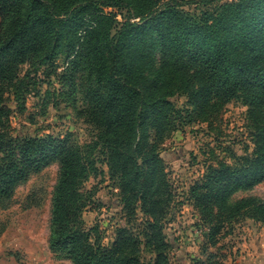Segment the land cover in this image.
Instances as JSON below:
<instances>
[{
  "label": "trees",
  "instance_id": "16d2710c",
  "mask_svg": "<svg viewBox=\"0 0 264 264\" xmlns=\"http://www.w3.org/2000/svg\"><path fill=\"white\" fill-rule=\"evenodd\" d=\"M219 1L0 0V201H10L17 186L57 162L48 239L57 258L172 264L165 230L175 191L163 147L187 124L216 130L236 99L247 106L253 146L241 154L231 150V158L214 151L190 186L209 229L208 259L195 264H223L208 249L228 225L264 223L262 197H237L264 181V0ZM190 5L206 9L193 12ZM108 8L127 16L119 22ZM60 57L63 82L73 91L78 84L82 93L77 115L92 128L86 142L70 131L19 134L12 125L9 95L24 112L31 73ZM178 96L186 97L181 106ZM102 163L126 217L109 244L99 225L88 227L84 219L98 191L86 183L104 173Z\"/></svg>",
  "mask_w": 264,
  "mask_h": 264
},
{
  "label": "rangeland",
  "instance_id": "374dc122",
  "mask_svg": "<svg viewBox=\"0 0 264 264\" xmlns=\"http://www.w3.org/2000/svg\"><path fill=\"white\" fill-rule=\"evenodd\" d=\"M226 1L233 0L219 2ZM200 8L206 9V6ZM200 8L186 6L193 12H199ZM107 10L117 14L119 22L127 16L124 9ZM64 61V57H60L56 65L42 66L38 72L31 73L24 112L19 111L14 96L9 95L7 102L12 109L11 121L16 133L63 135L70 131L82 142L91 138V126L77 115L82 106L78 84L73 91L72 86L63 82L67 79L62 76ZM28 70L25 66L22 74ZM174 100L181 106L186 97L178 96ZM216 127L211 131L207 123L187 124L172 134L162 150L175 191L165 230L172 245V264H195L197 259H208L204 247L209 229L189 189L212 161L213 152L219 158H231V150L241 154L246 144L253 146L247 106L241 100H232L226 105ZM101 167L104 173L92 176L86 183L87 188L97 186L98 191L94 202L84 212V219L88 227L98 224L103 242L109 244L117 227L126 224V217L119 189L107 165L102 163ZM58 176L59 164L54 162L17 186L10 201H0V264H72L70 260L57 258L48 243L52 193ZM247 195L264 199V181L238 193L237 197ZM138 216L143 217L140 211ZM208 250L218 254L223 264H264V223L243 219L228 225L222 230L217 246Z\"/></svg>",
  "mask_w": 264,
  "mask_h": 264
}]
</instances>
